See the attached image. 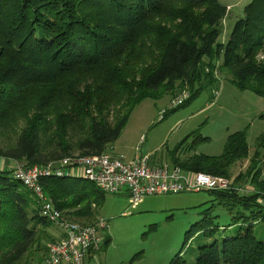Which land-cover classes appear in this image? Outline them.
<instances>
[{"label":"trees","instance_id":"16d2710c","mask_svg":"<svg viewBox=\"0 0 264 264\" xmlns=\"http://www.w3.org/2000/svg\"><path fill=\"white\" fill-rule=\"evenodd\" d=\"M226 12L218 0H0V130L15 136L0 156L24 168L59 169L71 155L106 154L145 99L179 88L189 95L184 103L203 90L213 101L217 71L264 100V0H251L218 43ZM245 135L228 136L219 157L179 158L184 143L167 154L171 167L223 179L236 163H249L231 190L212 192L226 223L204 214L207 226L186 232L167 264H264V166L256 163L264 132L251 158ZM73 181L80 180L47 178L40 187L70 222L92 225L104 193ZM240 183L250 194L238 193ZM39 209L30 190L0 169V264H18L30 252L46 257L55 238ZM196 235L202 241L185 257Z\"/></svg>","mask_w":264,"mask_h":264},{"label":"rangeland","instance_id":"374dc122","mask_svg":"<svg viewBox=\"0 0 264 264\" xmlns=\"http://www.w3.org/2000/svg\"><path fill=\"white\" fill-rule=\"evenodd\" d=\"M218 1L227 7L220 26L222 33L218 38L219 43L225 41L235 22L243 18V8L251 0ZM226 76L225 72L217 71L214 74L213 78L220 81V84L213 101L210 91L203 90L183 106L172 108L171 102L182 92L179 88L155 100L145 99L133 108L119 139L108 148V154L128 162L135 155L139 139L143 138L137 154L158 155L162 159L160 163L171 167L166 159L167 154L173 153L182 143L179 158L184 159L186 154L219 157L228 136L235 132H245L247 152L251 158L256 139L264 132V100L249 91L237 90ZM12 135L9 130H0V151L4 152L12 146L15 137ZM256 163L262 168L264 158ZM248 165V160L236 163L232 168V177L221 178L229 182L225 190H231L234 176L246 172ZM17 166L14 160H6L0 156L1 170L12 171ZM73 182L78 188L88 185L96 189L86 181ZM234 187L239 188L238 193L242 195H248L252 191L251 186L242 183ZM215 197V194L209 192L152 196L147 209L138 205L136 210L130 211L125 193L104 194V202L96 211V216L102 218L107 225L106 230H102L99 235L110 242L106 244L104 240L101 251L91 255L85 264L169 263L181 250L186 232L191 229V234L197 232L198 235L207 226V223L201 221L204 214L208 218L218 216L213 218V223H226L227 220H222L220 207L214 205ZM49 227L47 233L52 237L57 236L58 230L53 226ZM197 235L184 246L185 257L202 241ZM45 258L41 253L30 252L18 264H44Z\"/></svg>","mask_w":264,"mask_h":264},{"label":"built area","instance_id":"2783aa9c","mask_svg":"<svg viewBox=\"0 0 264 264\" xmlns=\"http://www.w3.org/2000/svg\"><path fill=\"white\" fill-rule=\"evenodd\" d=\"M188 98V93L183 91L171 102V107L182 106ZM141 143L143 138L138 141L130 162L106 153L97 157L72 156L63 159L59 162V169H53L50 164L32 168L18 165L11 171L12 177L36 197L40 204L39 215L58 230L54 241L47 246L44 264H85L91 255L101 251L105 238L99 233L106 230L107 225L102 218H97L93 225L87 226L70 222L47 200L40 187L42 179H76L91 183L105 195L125 193L130 211L136 210L149 196L225 192L229 182L221 178L183 171L166 164H150L149 156L137 154Z\"/></svg>","mask_w":264,"mask_h":264},{"label":"crops","instance_id":"0c3cea01","mask_svg":"<svg viewBox=\"0 0 264 264\" xmlns=\"http://www.w3.org/2000/svg\"><path fill=\"white\" fill-rule=\"evenodd\" d=\"M139 140H140V139H139ZM145 156H150V157H151L152 154L147 153V155H145ZM133 157H134V156H133ZM133 157H132L131 159H129L128 162L132 161ZM150 197H152V196H149V198L144 199L139 205H142V208L147 209L146 206H147V204H149V199H150ZM126 199H127V197H126ZM54 237L56 238V235H55ZM54 237H53V238H54Z\"/></svg>","mask_w":264,"mask_h":264}]
</instances>
